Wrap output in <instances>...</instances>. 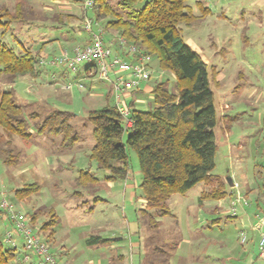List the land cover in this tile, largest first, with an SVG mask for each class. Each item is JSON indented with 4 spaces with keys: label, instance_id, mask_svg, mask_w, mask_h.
<instances>
[{
    "label": "rangeland",
    "instance_id": "rangeland-1",
    "mask_svg": "<svg viewBox=\"0 0 264 264\" xmlns=\"http://www.w3.org/2000/svg\"><path fill=\"white\" fill-rule=\"evenodd\" d=\"M18 1L30 8L32 19L23 24H0V38L18 52H21L19 41L28 49L32 47L34 51L38 50L34 43L40 41L41 33H36L32 28L33 23L45 27L55 23L56 15L61 14L57 11L65 8V4L71 5L72 10L79 15L84 10V0H74V4L71 3L73 0L68 2L70 4L64 0H0V9L6 7L12 11ZM109 1L115 4L118 0ZM187 4L194 18L188 24H179L180 34L185 43L200 55L208 71L215 73L214 79L210 80L217 117L214 127L215 166L212 173L224 183L226 195L221 199L205 198L200 201L201 192L210 187L204 182L197 183L184 194H173L167 202L171 214L162 218L161 228L172 237L176 236L168 240L170 244L176 243L175 240L178 239H186L189 246L191 241L193 246H205L208 255L204 256L205 262L249 264L250 261V264H264L263 259L256 257L258 234L250 230L246 222L241 224L238 217L229 216L232 190H236L237 198L248 201L245 206L237 204L238 215L242 208L258 206L259 202H264V0H188ZM86 10L87 15L92 17L91 8ZM63 19L70 21L65 16ZM40 30L55 36L63 31L62 28ZM3 32L5 33L1 35ZM55 48L52 46L50 49H40L39 52L50 53V57L41 54V58H52L57 53ZM110 49L113 53V46ZM120 57L126 60L123 56ZM42 65V69L47 68L50 71L59 67L52 64L51 67ZM149 65L150 83L167 79L170 88L173 87V74L160 69L152 55ZM66 71L70 75L74 74ZM46 73L43 70L36 78L19 77L12 84L0 77V89L13 88L16 101L22 108L31 132L29 139H21L17 135L7 136L0 127V201L5 198L17 210L25 213L29 226L47 243L58 264H66L67 258L72 264H88L91 256L95 257L93 259L97 263L98 258L93 251L105 245L89 247L85 243V232L97 227H104L105 235L125 236L124 246L119 250L125 249L127 259H130L129 238L138 240L142 233L147 236V230L156 234L155 227L148 228L143 225L146 216L140 211L143 198L139 187L140 172L136 153L127 147V178L113 180L110 187L109 181L104 178L107 171L99 169L96 162L89 157L94 139L92 126L86 118L88 111L105 106L108 95L100 96L98 93H105L103 87L95 89L92 92L96 93L90 95L89 81L75 78L70 95L62 93L66 99H60L56 96L60 90H54V82H48ZM78 83L83 87H78ZM51 84L53 87H50ZM144 99L145 103L136 107L150 109L153 106L152 97L145 94ZM106 100L110 105L113 104L112 99ZM53 108L75 114L71 123L80 140L74 145L63 148L60 147V136L41 137L35 133V123ZM32 112L38 118H30L28 115ZM125 138L126 133L123 140ZM8 139L11 141L7 142ZM1 149H10L12 154L18 153L16 163L4 162L6 154ZM63 150L73 164L66 166L62 172H56L46 161L49 163L51 154L60 155ZM79 169L89 170L98 177V182L89 188L77 184L74 174L78 175ZM31 182H38L39 190L24 200L16 199L14 189ZM94 195L107 201H101L90 212ZM50 211L57 217L51 238L47 236L49 230L41 228L50 218ZM33 213H36L34 220L31 219ZM107 219L111 224L103 226ZM6 223L9 222L0 218L2 238L5 229L3 224ZM119 227H122L121 231ZM241 228L247 231V241L243 244L238 239ZM192 234L196 235L193 239ZM14 261L13 259L10 264H15Z\"/></svg>",
    "mask_w": 264,
    "mask_h": 264
},
{
    "label": "trees",
    "instance_id": "trees-1",
    "mask_svg": "<svg viewBox=\"0 0 264 264\" xmlns=\"http://www.w3.org/2000/svg\"><path fill=\"white\" fill-rule=\"evenodd\" d=\"M187 1L118 0L112 4L109 0H93L90 7L93 22L115 30L128 43L154 56L158 67L174 76L171 88L167 79L153 84V106L150 109H129L131 125L128 127H125L114 105L90 110L86 116L94 139L89 157L99 169L107 171L106 180H126L129 173L127 147L135 151L140 172L139 187L145 203L140 211L146 216L143 225L148 228L156 229L157 217L171 214L167 202L173 194H184L199 182L210 186L201 192L200 201L221 199L226 195L224 183L212 173L217 117L210 80L214 79L215 73L208 71L200 55L185 43L180 34L179 24H188L194 18ZM31 12L18 1L12 11L6 7L0 9V24L27 23L32 19ZM83 15H87L86 9ZM63 16L70 17L69 14H57L59 25L65 23ZM20 50L18 52L0 38V77L9 84L19 77L36 78L41 74L39 50L32 51L23 46ZM74 115L70 111L53 108L35 123V133L60 136V147H70L80 140L71 123ZM28 116L38 118L35 112ZM0 127L9 137L17 135L21 139H29L31 136L11 87L0 89ZM1 151L6 154L4 162L16 163L18 153L12 154L10 149ZM75 182L89 188L98 182V177L89 170L79 169ZM39 188L38 182L26 183L14 189V196L24 200ZM98 199L94 196L93 204ZM49 214L50 218L41 228L49 230L47 236L51 237L57 217L51 211ZM35 218L36 213H33L31 219ZM109 240L93 236L86 242L95 244ZM14 257V248L4 242L0 232V264H10Z\"/></svg>",
    "mask_w": 264,
    "mask_h": 264
},
{
    "label": "crops",
    "instance_id": "crops-1",
    "mask_svg": "<svg viewBox=\"0 0 264 264\" xmlns=\"http://www.w3.org/2000/svg\"><path fill=\"white\" fill-rule=\"evenodd\" d=\"M65 1L67 2V4H70L68 3L70 0H64V2ZM71 3L74 4V0ZM80 6H79V10L81 11ZM72 8L73 7L71 5L65 4V8L64 7L60 8L57 11V13L70 15L69 17L70 21L65 20V23L62 26H59L57 17H55L54 19L55 23H52L47 27L41 24H38L36 22L32 24V28L35 29L36 33H41L40 41H38V43H34L35 49H38V50L42 48L50 49V47L55 46L56 47L55 50L57 51L56 54H58L62 49L71 50V48L75 45H84L91 41L92 39L91 33L85 31L82 26V18L83 16H85L83 15L84 10H82L81 15H79L78 13L75 12V10L73 11ZM43 28L45 29L62 28L63 31H61L58 36H55L52 33L47 34V33L41 32L42 30L40 29H43ZM92 31L96 33L101 32L104 43L110 47L113 46V53H112L113 55L123 56L126 60H131L130 55H128L127 50H125L126 48L119 45L118 39L120 38V36L117 35L115 30L110 29V28H105L104 25H100V23H96L94 27H92ZM40 43H41V46H39ZM19 44L23 46L21 41H19ZM24 48H27V47H24ZM30 50L34 51L32 47H30ZM40 54L46 55V56L49 55L50 57V53H44L40 51ZM46 65H49L48 67H51V64L49 63H46ZM40 70H41V74L43 73V70L45 71V73L46 72L48 73V82L49 81L54 82V86H55L54 90L55 89L60 90L59 93L56 94V96L60 99L65 98L63 97L62 93L68 94V96L70 95L72 82L76 80L75 78H79V79L84 78L89 81L88 87H89L90 95H93L92 93H96V92H92L95 89L103 87V89L105 90V93L103 91H101V93L100 92L98 93L100 94V96L101 95L103 96L104 94L106 96L107 94L108 96L106 97V99L108 98L112 99L113 104L111 105L115 106L114 97L111 91V83L108 81H102L98 79L97 74L94 71V68L91 67L90 65H87V64L79 65L77 70L73 72L74 74L72 75H70L68 71L62 68H59V67L53 68L52 71H50L47 68L42 69V67H40ZM49 78L51 79L49 80ZM52 84L50 85V87H53ZM68 84L71 86L66 88ZM152 86H153V83H150V79H149L148 81L143 82L139 88L129 91V92H123L121 95V105L131 109L132 107L137 108L136 105L138 104H141V105L144 104L145 94L148 97L149 96L152 97L151 95ZM106 99H105L106 101L105 106L110 105L108 103V100ZM38 136H41V135H38ZM65 154H66V151L64 150L60 152V155L51 154L49 158V163L48 161H46V164L52 165V167H54L56 172H59V171L62 172L66 166L68 165L71 166L73 164L72 159L69 158L68 156L66 157ZM61 157H64V158H61ZM77 176H78L77 173L74 174V179ZM108 183L110 187H112L113 185L112 181H109ZM235 193H236V190H232V194H231V196H233L232 200L237 197V193L236 194ZM94 196H98L100 199H98L96 203L94 204L92 203L91 206L93 207L92 209H90V212H92L97 206V204H99L101 201H107L106 199L102 198L99 195H94ZM258 204H259L258 205L259 207L254 205V207H249V208L247 207V209L242 208L241 210L242 212H240V215H238L237 213L236 216H232V215H229V216L238 217L241 224L243 222H246L250 226L251 228L250 230H252L253 232H256L259 235L260 230L264 229V225L260 226L258 224V216L261 214V211L263 210L264 202L263 203L259 202ZM262 204H263V207H261ZM141 206H142L141 208L145 207V203L143 199H142ZM250 206H253V205H250ZM0 218L3 221L9 222L8 224L7 223L3 224L5 228L4 233L8 230H13V223L7 219L6 215L3 212H0ZM162 218H164V216L157 217L158 226L155 229L156 234H152L150 230H147V236L146 234L142 233V236H140L138 240L137 239L133 240L129 238V245H130L129 257L130 259H127V252L125 249L119 250L120 248L124 246L123 244L125 243V239H126L125 236L105 235L106 233L104 231V227L102 228L97 227V229H91V230L86 231L85 232V237H86L85 243L87 246L97 247L98 245H105V246H100L99 248H96L93 251V253L98 258L97 263H95V260L93 259L95 257L91 256L87 261L88 264H211V262L209 263V261L208 262L204 261V256H208L207 249L205 246H200V245L193 246L194 244L193 241H191V244H190L191 246H189L188 241L186 239H178V240L174 239L176 243L170 244V241L168 240H170L172 236L170 235V233H167V231L163 230L164 228H161V225L163 223ZM104 223L105 224L103 226H107L108 224H111L110 220L108 219L104 220ZM121 229L122 227H119L120 231ZM143 231H146V230H143ZM13 235H14L13 236L14 237L13 238L14 239L13 248L15 252L14 263L15 264H34V258H32L29 262H25L22 260V255H23L22 238L15 233ZM93 236L106 237V238H109L110 240L105 243L87 244L86 242L87 239ZM177 236L180 237L179 234H177ZM193 237H196V235L192 234L191 239H193ZM172 238H176V236ZM183 243H186V244H183ZM240 244L242 243L240 242ZM61 251L64 254L65 251L63 249ZM198 252L203 253V254H200ZM199 254L201 256H199ZM202 256L203 258H200ZM65 260H66L65 261L66 264H72V262L68 260V258ZM248 263L250 264L252 262L249 261Z\"/></svg>",
    "mask_w": 264,
    "mask_h": 264
},
{
    "label": "built area",
    "instance_id": "built-area-1",
    "mask_svg": "<svg viewBox=\"0 0 264 264\" xmlns=\"http://www.w3.org/2000/svg\"><path fill=\"white\" fill-rule=\"evenodd\" d=\"M93 0H84L83 8L91 7ZM96 22L85 15L82 21L83 29L91 33V41L84 45H75L68 49H62L50 59L42 57L40 63H50L75 72L79 65L87 64L94 68L98 79L111 83V91L115 101V107L124 120L125 127L131 125L129 108L121 105V95L140 87L151 77L149 66L150 54L143 52L136 45L128 43L124 38L118 39L119 45L125 47L131 60L127 61L118 55H113L110 47L103 41L101 32H93L92 27ZM71 85H67L66 88ZM78 87L83 85L78 83ZM264 192V189H263ZM243 200V201H241ZM248 205L246 199L235 198L231 200L230 215H237V204ZM0 212H3L7 219L13 223V230L4 233V242L14 246V233L22 238L23 255L22 260L29 262L34 258V264H58L54 254L50 251L47 243L40 235L29 226L25 213L17 210L12 203L3 198L0 201ZM258 224L264 225V207L258 216ZM238 238L243 244L247 241V231L241 228ZM258 257L264 260V229L260 230L257 238Z\"/></svg>",
    "mask_w": 264,
    "mask_h": 264
}]
</instances>
